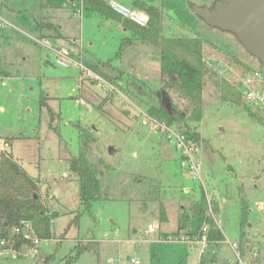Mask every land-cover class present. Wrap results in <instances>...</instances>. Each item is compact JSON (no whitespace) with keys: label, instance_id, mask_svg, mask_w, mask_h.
<instances>
[{"label":"rangeland","instance_id":"obj_1","mask_svg":"<svg viewBox=\"0 0 264 264\" xmlns=\"http://www.w3.org/2000/svg\"><path fill=\"white\" fill-rule=\"evenodd\" d=\"M118 1L134 8L129 0ZM154 1L162 10L163 35L199 36L209 43L204 57L213 64L203 73L201 119L187 120L200 136L196 154L204 188L181 168L172 142L143 117L150 105L160 104L155 46L133 39L120 49L130 32L96 12L43 9L41 0H0V67L6 73L0 76V137L10 139L15 160L38 179L52 215L51 237L34 257L2 249L0 264H63L69 256L70 264H136L132 258L138 264H199L200 242L184 230L175 233L181 208L198 201L201 192L224 236L206 244L203 264L235 260L231 243L240 239L242 202L244 241L259 245L251 261L264 264V122L244 103L221 99V79L234 83L245 72L233 57L249 68L260 62L232 32L194 12L193 5L210 7L215 0ZM36 22L56 29H42L40 35ZM57 30L61 38L54 35ZM42 36L94 72L97 67L116 78L84 77L72 64L59 65L57 54L34 40ZM168 96L181 108L172 91ZM81 132L94 138L87 156L100 174V198L88 208L79 200L76 175L68 170L69 158L79 154ZM160 202L164 223L158 217ZM148 224L154 230L146 231Z\"/></svg>","mask_w":264,"mask_h":264},{"label":"trees","instance_id":"obj_2","mask_svg":"<svg viewBox=\"0 0 264 264\" xmlns=\"http://www.w3.org/2000/svg\"><path fill=\"white\" fill-rule=\"evenodd\" d=\"M129 1L132 7L146 14L147 20L145 24L122 18L112 10L105 0H41V7L43 9H55L69 6L74 13H76L77 8L82 7L84 12H96L106 20L119 21L131 34L130 37L123 40L120 49H123L133 39L155 46L160 53L162 90L159 93L160 104L150 105L146 112L169 125L178 127L188 138L198 142L200 136L193 126H189L187 120L199 121L201 119L203 73H205L206 68L202 58L205 55L204 46L209 43L199 36L163 35V14L159 5L154 0ZM35 27L39 30L40 35L42 29H56L55 24L50 22H36ZM54 35L56 36V34ZM232 63L240 65L243 68L242 71L249 70L248 66L235 57L232 58ZM260 67L263 68L261 63ZM95 71L107 80L111 81L116 78L101 72L97 67ZM3 75H6V73L0 67V76ZM221 81V99L236 105L243 103L237 85L224 78ZM169 90L182 101L181 108L169 98ZM162 94L167 97L168 102L162 98ZM247 110L253 117L259 119L256 113L249 108ZM1 140L7 147L10 146L9 138L3 140L0 137V239L11 237L15 248L23 243L24 240L20 235L12 234V227L19 225L23 220L32 222L35 234L38 237L43 239L50 238L52 215L48 213L43 202L38 179L27 173L19 162L15 160L11 150L1 146ZM91 140H94V138H91L87 132H81L79 135V154L70 157L68 160V170L76 175L79 200L85 208L90 206L92 200L100 198V174L94 163L87 156ZM156 179L159 180L158 178ZM240 210L239 243L242 245V240L244 241L245 239L242 225L246 217V205L243 202ZM180 211L175 234L180 230H184L185 234L191 239L198 237L200 236L202 224L207 220L210 224L207 241L219 242L223 240L224 237L220 228L216 226L212 219H207L206 217V198L202 192L198 201L188 203ZM158 217L160 222L164 223L167 220L166 209L161 202ZM163 236L165 237V234ZM78 254L79 251L76 255ZM72 261L73 257L69 256L63 264H70ZM199 264H203L202 259Z\"/></svg>","mask_w":264,"mask_h":264},{"label":"built area","instance_id":"obj_3","mask_svg":"<svg viewBox=\"0 0 264 264\" xmlns=\"http://www.w3.org/2000/svg\"><path fill=\"white\" fill-rule=\"evenodd\" d=\"M106 3L119 14L122 18H128L139 24H145L147 16L143 11L135 10L118 0H105ZM82 7L76 9V13H81ZM34 40L42 47L49 48L53 50L58 58L56 62L62 66H69L70 64L77 67L82 76L90 77L94 79L102 80L101 76L90 69L88 66L83 64L78 59L71 56V53L66 48L56 47L51 44L49 38L42 36L40 38L35 37ZM205 67L212 66L213 60L209 58H202ZM216 72H220L219 68H213ZM235 85H237L242 102L251 111L256 113L259 118L264 122V69L249 68V70L238 75L235 80ZM78 100V99H76ZM145 122L153 129L162 131L169 142H172L175 150L180 154V166L184 169L187 176L193 180H198L200 185L204 188L201 175V162L197 157V143L187 137V135L178 127L167 124L166 122L159 120L157 117L149 115L146 111L143 113ZM206 217L207 219H212L216 226H219L216 216L213 212V207L211 201L206 198ZM155 226L153 224H148L146 231L154 230ZM210 230V224L206 220L200 228V236L193 237V240L199 241L201 244V254L204 253L205 246L207 244V235ZM12 234L20 235L24 240L23 243L14 247V241L11 237L0 239V250H9L15 254L25 256L26 258L34 257L39 250L41 243L45 240L38 237L35 234L33 224L30 220H23L19 225L12 227ZM11 234V235H12ZM185 238H187L185 236ZM191 240V239H190ZM231 247L235 252V260H210L208 264H245L243 261L242 254L238 243L232 242ZM258 253L256 250L253 252V257H257ZM253 259V258H252ZM131 262L138 264V260L130 259ZM251 264H258V262Z\"/></svg>","mask_w":264,"mask_h":264},{"label":"water","instance_id":"obj_4","mask_svg":"<svg viewBox=\"0 0 264 264\" xmlns=\"http://www.w3.org/2000/svg\"><path fill=\"white\" fill-rule=\"evenodd\" d=\"M193 10L207 24L232 32L264 69V0H215Z\"/></svg>","mask_w":264,"mask_h":264},{"label":"crops","instance_id":"obj_5","mask_svg":"<svg viewBox=\"0 0 264 264\" xmlns=\"http://www.w3.org/2000/svg\"><path fill=\"white\" fill-rule=\"evenodd\" d=\"M58 31V30H57ZM54 34H56V36L57 37H62V35H61V33L58 31V33H55L54 32ZM59 34H60V36H59ZM60 37V38H61ZM153 105H155V104H153ZM1 146L2 147H4V148H6L7 146H6V144H3L2 143V140H1ZM8 148V147H7ZM189 188L188 187H185V190H188ZM223 233V232H222ZM224 237V236H223ZM212 243H218V242H216V241H211V242H208L207 244H212ZM239 243V242H238ZM257 244H258V242H257ZM256 244V242H254V241H249V240H247L246 242H243V244L242 245H240V251H241V253H242V256H243V258H244V260L246 259L247 260V262H249V263H251V258H252V251H254V249H256V247H257V252H259L258 251V246L259 245H257ZM244 250H245V254L243 255V253H244ZM251 250V251H250ZM200 251H201V248H200ZM243 251V252H242ZM204 252H205V250H204ZM202 256H203V254H202ZM202 256H200V260L202 259ZM259 258V257H258ZM200 260H199V262H200ZM210 260H213V259H210ZM209 260V261H210ZM209 261L208 262H206L205 261V263H209ZM181 262V263H180ZM179 262V264H183V262L184 261H180ZM259 262V261H258Z\"/></svg>","mask_w":264,"mask_h":264}]
</instances>
